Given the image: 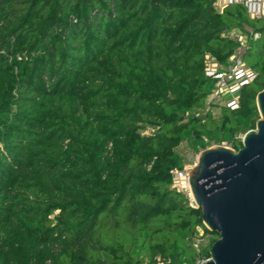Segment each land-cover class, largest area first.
Listing matches in <instances>:
<instances>
[{"label":"trees","instance_id":"trees-1","mask_svg":"<svg viewBox=\"0 0 264 264\" xmlns=\"http://www.w3.org/2000/svg\"><path fill=\"white\" fill-rule=\"evenodd\" d=\"M217 1L0 0V264H194L177 149H241L264 90V19ZM233 30L261 34L259 76L216 118L204 60Z\"/></svg>","mask_w":264,"mask_h":264},{"label":"water","instance_id":"water-1","mask_svg":"<svg viewBox=\"0 0 264 264\" xmlns=\"http://www.w3.org/2000/svg\"><path fill=\"white\" fill-rule=\"evenodd\" d=\"M256 105L259 120L241 149H205L187 171L205 232L218 235L205 264H264V90Z\"/></svg>","mask_w":264,"mask_h":264},{"label":"built area","instance_id":"built-area-1","mask_svg":"<svg viewBox=\"0 0 264 264\" xmlns=\"http://www.w3.org/2000/svg\"><path fill=\"white\" fill-rule=\"evenodd\" d=\"M228 5L242 6L251 19H264V0H218L215 3V8L221 11ZM224 36L239 43L240 47L228 59L226 65L221 64L211 54L205 55V76L214 82V88L205 102L206 112L212 113L214 109L219 111L223 109L238 110L241 105L243 90L253 84L259 76L255 70L246 64L243 53L252 41H258L261 38V34L253 30H233ZM189 169L174 170L172 177L173 187L190 195L187 176ZM193 246L196 256L194 264L207 263L210 256L206 257L205 251L210 248L211 242L202 227L197 228ZM155 260L157 264H164L160 257ZM167 263H170V261Z\"/></svg>","mask_w":264,"mask_h":264},{"label":"rangeland","instance_id":"rangeland-1","mask_svg":"<svg viewBox=\"0 0 264 264\" xmlns=\"http://www.w3.org/2000/svg\"><path fill=\"white\" fill-rule=\"evenodd\" d=\"M262 24H257V26H261ZM261 46L257 45V47L255 48V50H253L251 52V54L245 59L246 64L251 65L252 63L257 61V55L260 51ZM263 80L260 79L258 82H262ZM252 86L255 85H251L248 86L247 89L251 88ZM221 112L217 109H214L212 112V115L216 118H218L220 116ZM191 116L193 117H202V113L201 112H193L191 114ZM238 138H240L241 140H243V135H238ZM204 140H205V144L207 145V148H212V147H216V146H222V147H226V148H230L233 149L231 147V144L227 141V140H223L222 142H216L215 140H209L208 137L204 136ZM199 151H193L191 150V147L189 145L188 142L183 143L178 149H177V153L180 154V156L183 158V169H191L196 165L197 159L199 154L204 151V148H199ZM187 194V193H186ZM189 197V204L194 206L193 201L191 200V196L189 194H187ZM198 228V227H197ZM203 230H205V228H203ZM208 235V239L210 242H212V240L214 239V237H212L211 234H207ZM210 250V248H209Z\"/></svg>","mask_w":264,"mask_h":264},{"label":"bare ground","instance_id":"bare-ground-1","mask_svg":"<svg viewBox=\"0 0 264 264\" xmlns=\"http://www.w3.org/2000/svg\"><path fill=\"white\" fill-rule=\"evenodd\" d=\"M192 199V198H191Z\"/></svg>","mask_w":264,"mask_h":264}]
</instances>
